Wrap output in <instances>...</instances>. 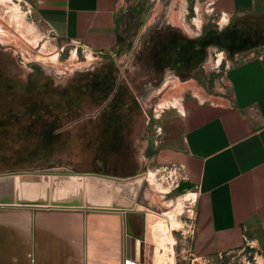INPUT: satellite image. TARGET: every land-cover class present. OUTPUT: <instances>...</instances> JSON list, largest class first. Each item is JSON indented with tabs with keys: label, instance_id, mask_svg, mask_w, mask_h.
Returning a JSON list of instances; mask_svg holds the SVG:
<instances>
[{
	"label": "rangeland",
	"instance_id": "rangeland-1",
	"mask_svg": "<svg viewBox=\"0 0 264 264\" xmlns=\"http://www.w3.org/2000/svg\"><path fill=\"white\" fill-rule=\"evenodd\" d=\"M174 1L176 5L168 0L148 1L137 10L136 2L128 0L120 17L123 42L115 51L117 56L99 62L101 55L71 48L61 52L43 42L28 0H0V24L10 31L5 34L0 29V174L49 170L129 178L146 173L138 208H148L156 228L162 226L164 241L160 243L154 230L156 244L174 264H264V234L254 237L257 243L250 239L252 246L239 251L208 259L193 255L195 189L176 167L155 160L152 141L164 110H173V105L179 108V99L166 108L160 107L157 94L149 108H142L137 101L145 84L160 83L171 70H176L184 83L185 89L179 87L187 92L185 103L201 98V88L213 93L225 90L224 72L235 62L238 49L228 52L215 45L216 34L236 24L247 36L246 45H264V17L235 22L215 12L211 1L200 2L198 7L194 0ZM204 30L207 33L202 36ZM180 57L181 64L177 63ZM134 59L145 65L140 75L131 77L129 89L124 75ZM50 104L63 115L54 120L58 125L43 130L42 123L52 119L39 113L40 107ZM51 117L58 118L57 114ZM27 209L33 215L88 210ZM21 210L25 209L0 207V214ZM2 221L0 264H34L35 260L60 264L59 246L42 233L37 220L21 242L3 232ZM23 223L17 225L24 232L28 222ZM166 263L173 264L170 259Z\"/></svg>",
	"mask_w": 264,
	"mask_h": 264
},
{
	"label": "crops",
	"instance_id": "crops-1",
	"mask_svg": "<svg viewBox=\"0 0 264 264\" xmlns=\"http://www.w3.org/2000/svg\"><path fill=\"white\" fill-rule=\"evenodd\" d=\"M134 1L139 10L145 2L157 0ZM168 1L176 5L174 0ZM194 1L196 7L211 1L215 12L235 22L264 17V0ZM28 2L43 42L61 52L87 47L102 56L99 62L116 58L115 51L123 42L120 17L128 0ZM234 61L224 72L225 90L221 92L201 88V98L185 103L187 92L179 87L184 88V83L178 72L170 69L171 75L167 73L156 87L153 82L145 84L137 99L142 108H149L153 94L160 96L157 102L164 108L179 99V108L173 105V110H164L158 126L161 134L155 131L152 136L154 158L160 165L176 167L195 189L191 245L199 259L242 250L250 239L257 243L254 237L264 234V45L246 46L234 55ZM143 63L135 60L128 64L124 77L129 89L131 77L140 75ZM20 209L25 210L0 214L3 232L10 239L22 240L31 223L39 221L42 233L59 246L60 264H128L132 262L128 230L144 236L143 249L151 259L158 246L156 221L150 218L148 208L145 212L138 208L144 218L129 221L125 213L115 211L64 209L33 215L27 208ZM23 222H28L24 232L17 225ZM149 238L152 244L147 246Z\"/></svg>",
	"mask_w": 264,
	"mask_h": 264
},
{
	"label": "water",
	"instance_id": "water-1",
	"mask_svg": "<svg viewBox=\"0 0 264 264\" xmlns=\"http://www.w3.org/2000/svg\"><path fill=\"white\" fill-rule=\"evenodd\" d=\"M145 177L146 173L119 178L102 172L49 170L1 173L0 207L85 208L122 212L128 221L137 216L144 218V213L138 214V199ZM127 236L132 264H138L139 241H144V236L129 230Z\"/></svg>",
	"mask_w": 264,
	"mask_h": 264
},
{
	"label": "bare ground",
	"instance_id": "bare-ground-1",
	"mask_svg": "<svg viewBox=\"0 0 264 264\" xmlns=\"http://www.w3.org/2000/svg\"><path fill=\"white\" fill-rule=\"evenodd\" d=\"M1 28H3V31L5 32V34L6 33H10V31L8 30V27L6 28V27H4V26H2L1 24H0V29ZM1 31V30H0ZM4 33H3V35H5ZM13 34V33H12ZM27 208H32V207H27ZM139 210V209H138ZM145 212V211H144ZM35 213V212H34ZM37 214V213H36ZM147 216V215H146ZM33 217V216H32ZM92 218V217H91ZM94 220V219H93ZM36 222V221H35ZM39 222V221H38ZM84 222V221H83ZM96 222H98V221H96ZM147 223V222H146ZM147 225V224H146ZM145 225V226H146ZM155 226H156V224H155ZM154 226V227H155ZM98 227V226H97ZM153 227V228H154ZM162 227V226H161ZM161 227L159 226L158 228H156L155 229V235H156V237H158V240H159V238L162 240V242L160 241V243H162L163 244V241H164V237L162 236L163 235V231H161L162 229H161ZM115 230H116V228H115ZM119 230V229H118ZM153 230V229H152ZM117 231V230H116ZM120 231V230H119ZM125 231V230H124ZM115 232V231H114ZM117 233H118V231H117ZM162 234V235H161ZM127 236V235H126ZM125 236V237H126ZM118 238H119V235L117 236ZM7 238V237H6ZM87 238H89V237H87ZM116 239V238H115ZM157 239V238H156ZM170 240H172V239H170ZM86 241H87V239H86ZM20 242H21V240H20ZM140 242V249H139V263L138 264H163V263H165L166 262V260H169L170 259V262H172L173 264L175 263L174 262V260L172 259V258H167L166 257V254L164 255V252H162V250H159V248H157V250H155V251H152L153 252V257H155V261H151V258L147 255V253H146V251H144V249H143V245H144V243H142L141 241H139ZM158 242V241H157ZM171 242V241H170ZM84 243H85V241H84ZM146 243V242H145ZM19 244V243H18ZM22 244V243H21ZM29 244V243H28ZM27 244V245H28ZM80 245V244H79ZM159 245V244H158ZM161 245V244H160ZM84 246V245H83ZM95 246V245H94ZM78 247H80V246H78ZM158 247V246H157ZM49 248H50V250H51V247L49 246ZM161 248H162V246H161ZM160 248V249H161ZM147 249V248H146ZM151 249V248H150ZM20 250V249H19ZM34 250V249H33ZM53 250V249H52ZM86 250V249H85ZM26 251V250H25ZM27 251H29V250H27ZM39 251V250H38ZM1 252V251H0ZM5 251H3V253H4ZM8 252V251H7ZM46 252V251H45ZM50 252V251H49ZM151 252V253H152ZM19 253V252H18ZM83 253V252H82ZM17 254V253H16ZM94 254H95V252H94ZM15 255V254H14ZM21 254H19V256H20ZM22 255H24V254H22ZM151 255V256H152ZM17 256V255H16ZM18 257V256H17ZM86 257H87V255H86ZM18 259V258H17ZM32 259H33V257H32ZM81 259V258H80ZM128 259V258H127ZM143 259V260H142ZM154 259V258H153ZM152 259V260H153ZM10 260V259H9ZM126 260V259H125ZM131 260V259H130ZM28 261V260H27ZM118 261V260H117ZM132 261V260H131ZM32 262H33V260H32ZM23 263V262H22ZM88 263V262H87ZM263 263V262H262ZM34 264H47V263H45V262H43V261H41V260H35V263ZM118 264V263H117ZM127 264V263H126ZM130 264H132V262H130ZM167 264V263H166Z\"/></svg>",
	"mask_w": 264,
	"mask_h": 264
},
{
	"label": "trees",
	"instance_id": "trees-1",
	"mask_svg": "<svg viewBox=\"0 0 264 264\" xmlns=\"http://www.w3.org/2000/svg\"><path fill=\"white\" fill-rule=\"evenodd\" d=\"M236 28L237 27H230L226 31L221 32V34H216L217 39L214 40L213 43H218L216 44L217 46L224 47L228 52L235 50V48L238 49L235 51L236 53L245 50L246 46H248L246 45L247 36L243 33L242 28ZM177 63H182L181 57Z\"/></svg>",
	"mask_w": 264,
	"mask_h": 264
},
{
	"label": "flooded vegetation",
	"instance_id": "flooded-vegetation-1",
	"mask_svg": "<svg viewBox=\"0 0 264 264\" xmlns=\"http://www.w3.org/2000/svg\"><path fill=\"white\" fill-rule=\"evenodd\" d=\"M206 31L207 30H204V34L202 36L206 35V33H207ZM154 37H156V36H154ZM158 39H159V37L155 38V41H157ZM216 44H218V43H216ZM158 83H159V81L156 80V83H153V86L156 87L158 85ZM40 109H41V111L39 113H43L44 115H46V119H49V120L52 119V122H43L42 123V125H43L42 129L43 130L48 129L49 125H58L59 124V121L55 122L54 120H60L61 116L63 115L61 110L56 109V107L55 106L53 107L51 104L49 106H47V105L46 106H42V108L40 107ZM53 114L54 115L57 114L58 118L54 119L53 117H51V115H53ZM37 129H39V128H37Z\"/></svg>",
	"mask_w": 264,
	"mask_h": 264
},
{
	"label": "built area",
	"instance_id": "built-area-1",
	"mask_svg": "<svg viewBox=\"0 0 264 264\" xmlns=\"http://www.w3.org/2000/svg\"><path fill=\"white\" fill-rule=\"evenodd\" d=\"M82 49V53L83 54H90V55H93L94 53L90 50V49H88L87 47H82L81 48ZM155 130H156V133H157V135H160L161 133V128L160 127H158V126H155ZM246 246H252L251 244H250V242H247V245Z\"/></svg>",
	"mask_w": 264,
	"mask_h": 264
}]
</instances>
